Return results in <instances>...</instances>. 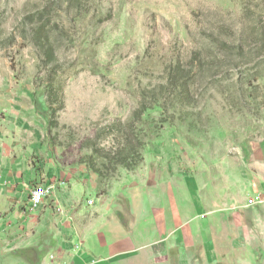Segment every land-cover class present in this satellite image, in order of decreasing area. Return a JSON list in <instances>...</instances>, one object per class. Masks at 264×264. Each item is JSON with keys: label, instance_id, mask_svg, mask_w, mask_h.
Listing matches in <instances>:
<instances>
[{"label": "rangeland", "instance_id": "374dc122", "mask_svg": "<svg viewBox=\"0 0 264 264\" xmlns=\"http://www.w3.org/2000/svg\"><path fill=\"white\" fill-rule=\"evenodd\" d=\"M263 39L264 0H0V264H264Z\"/></svg>", "mask_w": 264, "mask_h": 264}, {"label": "trees", "instance_id": "16d2710c", "mask_svg": "<svg viewBox=\"0 0 264 264\" xmlns=\"http://www.w3.org/2000/svg\"><path fill=\"white\" fill-rule=\"evenodd\" d=\"M216 43V44H215ZM213 44H215L214 46H216L215 48L218 49V51L220 53L223 54V57H227V58H231L234 59V65L233 68H235V66H237L236 64L242 63L245 64L243 61H236V58H241L244 60V58L246 57V50H247V45H245L241 40H239L237 43L236 42H229L226 39H217ZM261 45H262V50L264 52V39L261 40ZM201 52L199 51V56H201ZM204 61V60H203ZM206 61V60H205ZM255 80L258 78L257 76L254 77ZM179 77H176L175 81L177 82L178 86L180 88H183V93H186V80L184 78L180 79ZM149 109V107H142L141 109H139L138 111L135 112V116L137 117V119H139L147 110ZM125 161H121V164H124ZM128 166V165H126Z\"/></svg>", "mask_w": 264, "mask_h": 264}, {"label": "crops", "instance_id": "0c3cea01", "mask_svg": "<svg viewBox=\"0 0 264 264\" xmlns=\"http://www.w3.org/2000/svg\"><path fill=\"white\" fill-rule=\"evenodd\" d=\"M4 167H6L5 164H0V168L1 169H4ZM4 171V170H3ZM6 171V170H5ZM3 175L4 172H3ZM6 177H9V180H11V176L9 175V171H6ZM1 184V183H0ZM11 201V196L10 195H7V196H3V194H0V202H8V201ZM28 204H30V200L28 198ZM98 238V237H97ZM104 239V238H103ZM101 237L97 239V241H95L91 247L92 248V252L94 253V251L98 252L99 254H104V253H113L115 252L116 250H120L121 248H124V244H128L127 242H117V243H113V244H110V245H105L104 243V240H103ZM96 240V239H95Z\"/></svg>", "mask_w": 264, "mask_h": 264}, {"label": "built area", "instance_id": "2783aa9c", "mask_svg": "<svg viewBox=\"0 0 264 264\" xmlns=\"http://www.w3.org/2000/svg\"><path fill=\"white\" fill-rule=\"evenodd\" d=\"M49 189H45L43 186H36L30 195V203L33 207L39 205L43 198L48 194Z\"/></svg>", "mask_w": 264, "mask_h": 264}]
</instances>
